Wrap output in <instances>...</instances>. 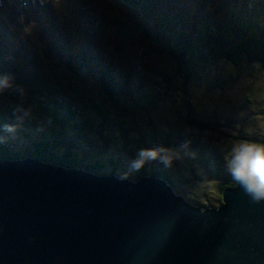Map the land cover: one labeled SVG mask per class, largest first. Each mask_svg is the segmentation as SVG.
I'll use <instances>...</instances> for the list:
<instances>
[{
  "label": "trees",
  "instance_id": "1",
  "mask_svg": "<svg viewBox=\"0 0 264 264\" xmlns=\"http://www.w3.org/2000/svg\"><path fill=\"white\" fill-rule=\"evenodd\" d=\"M122 1L127 6L134 4L133 0ZM148 6L155 11L150 3ZM178 17L163 16L154 29L150 25L136 27L138 34L133 27L123 29L114 42V52L107 53L90 51L85 43L74 42L73 50L61 45L56 49L54 36H42L45 52L33 61L36 72L26 76L16 75L18 71L23 73L24 67L20 60H13L17 47L0 37V75H10L14 85L0 94V125L16 122L13 110L17 105L30 108L41 120L38 123L25 119L15 139L0 132L7 136L5 142H0V161L37 158L96 173L107 161H117L110 173L121 176L127 172L116 170L124 160L121 155L115 159L111 156L114 148L134 159L140 148L161 143L181 148L191 145L211 156L205 161L206 175L219 181L220 205L222 191L237 183L225 167L224 157L213 149L208 152L198 134L217 139L240 137L233 133V126L223 130L231 124L202 102L217 105L222 95L236 85L237 78L264 74V43L259 51V34L264 35V25L257 19L234 16L239 29L231 37L220 29L209 32L208 26L193 28V21L179 22ZM220 55L225 58L224 65L216 62ZM256 84L249 88L254 94L259 89ZM15 85L23 86V96ZM208 93L211 97L204 98ZM158 115L162 117L156 120ZM160 123L167 129L161 130ZM39 126L42 131L37 130ZM243 139L259 143L257 139ZM173 175L163 164L151 161L135 174L128 173V179L156 176L174 188ZM183 197L205 208L193 196Z\"/></svg>",
  "mask_w": 264,
  "mask_h": 264
},
{
  "label": "water",
  "instance_id": "2",
  "mask_svg": "<svg viewBox=\"0 0 264 264\" xmlns=\"http://www.w3.org/2000/svg\"><path fill=\"white\" fill-rule=\"evenodd\" d=\"M0 161V264H264V199L202 208L162 178Z\"/></svg>",
  "mask_w": 264,
  "mask_h": 264
},
{
  "label": "rangeland",
  "instance_id": "3",
  "mask_svg": "<svg viewBox=\"0 0 264 264\" xmlns=\"http://www.w3.org/2000/svg\"><path fill=\"white\" fill-rule=\"evenodd\" d=\"M16 2H18V0H16ZM18 11H20V8L18 9ZM228 20H230L229 17H227L224 22H228ZM63 23H65V20L63 21ZM211 24L214 26L216 25L215 22H212ZM224 26L226 25L224 24ZM228 28V31H224L221 28V33H224L225 36L232 37L233 35H236L232 32V29L237 30L239 29V26H236V23H232ZM259 35V51H261V43H264V35ZM235 37L236 36H234V39ZM223 60H225V58L224 56H221L217 61V64L221 65L222 63H224ZM214 65L215 64H211V67H213ZM260 66H262V63H260ZM16 75H18L17 72ZM255 83H258L256 85L257 87H259L256 94L252 93L253 88L252 92L249 90V88L251 89V87ZM229 89L231 90H228V92L222 95L221 103L215 105L206 100H203L202 103L209 110L215 112L217 117H223L221 119H224L227 124H231L228 127L226 124L227 128L223 127V130H231L233 126V133L240 138L234 140L231 139V137L217 139L215 136L209 137L206 133L198 134V137L202 140L204 147L208 152L213 149V151H215V154H220V156L222 155L224 157V165L226 168L227 162L230 159L231 149L233 145L239 143H254L243 138L257 139L259 141V143L257 144H264V74L261 73L255 76L249 75L239 77L236 80V85L234 87H230ZM244 93H246V96L244 95ZM210 94L211 93L205 94L204 98H210L211 96H208ZM206 95L208 97H206ZM204 98H200V100ZM31 112L32 115L28 119L33 120L36 115L32 110ZM161 117L162 115H158L156 117V120ZM35 120L38 121V123H40L41 121L39 120V118H36ZM159 125L161 130L167 129V127L161 125V123ZM191 132L192 131H190V133ZM80 134H85V132L80 131ZM71 136L74 135L71 134ZM81 141L85 143L84 139H81ZM12 144L16 145L14 144V142ZM161 145L172 149L176 153V158L173 159L171 165L167 167L174 174L173 181H175V183H173V190H175L179 194L181 193L185 197H188V195L193 196V199L202 202V205L205 208L220 206L218 202L219 198H221V195L220 193H218L219 187L217 186L219 181L215 180L214 178H208L206 175L205 161L209 160L211 156L207 157L204 155V153H199L196 147L191 145L184 146L183 148L178 146H166L165 143H161ZM119 155L123 156L124 161L123 163H119L117 165L118 168H116V170L118 172L124 171L127 172V174H135L136 172H138L131 171L129 168V163L132 159L126 158V155L122 154L114 148L111 156L115 159V156ZM156 163L162 164L159 161H156ZM116 164L117 161H107L103 165V168L99 171V173L108 174L110 171H112L113 166H115Z\"/></svg>",
  "mask_w": 264,
  "mask_h": 264
},
{
  "label": "clouds",
  "instance_id": "4",
  "mask_svg": "<svg viewBox=\"0 0 264 264\" xmlns=\"http://www.w3.org/2000/svg\"><path fill=\"white\" fill-rule=\"evenodd\" d=\"M13 87V79L10 75H0V94ZM15 90L21 96L24 95L23 86L15 85ZM13 112L16 122L0 126V132L14 134L22 126L24 120L32 115L31 109L24 108L22 105H17ZM37 130L42 131L43 128L38 127ZM6 140L7 136L0 135V142ZM175 158L176 153L162 145L152 148H140L135 158L130 161L129 168L131 171H139L146 163L151 161H159L168 167ZM227 168L232 179L247 193L255 199H264V144L239 143L233 145ZM127 178V173L118 177L121 180Z\"/></svg>",
  "mask_w": 264,
  "mask_h": 264
},
{
  "label": "bare ground",
  "instance_id": "5",
  "mask_svg": "<svg viewBox=\"0 0 264 264\" xmlns=\"http://www.w3.org/2000/svg\"><path fill=\"white\" fill-rule=\"evenodd\" d=\"M40 127V126H39ZM8 145V144H7ZM4 146V145H3ZM3 154V153H2Z\"/></svg>",
  "mask_w": 264,
  "mask_h": 264
}]
</instances>
